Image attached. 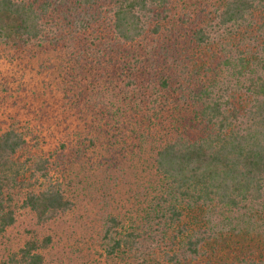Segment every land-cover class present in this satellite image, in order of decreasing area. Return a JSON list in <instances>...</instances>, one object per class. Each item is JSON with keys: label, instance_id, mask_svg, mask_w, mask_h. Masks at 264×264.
Segmentation results:
<instances>
[{"label": "trees", "instance_id": "obj_1", "mask_svg": "<svg viewBox=\"0 0 264 264\" xmlns=\"http://www.w3.org/2000/svg\"><path fill=\"white\" fill-rule=\"evenodd\" d=\"M172 3L0 0V44L29 49L45 42L56 46L62 37L57 34L60 26L69 30V36L81 33L89 41L71 58L65 72H70V81L78 86L88 81V90L93 94L92 87L96 89L97 85L91 86V81H98V77L93 79L91 75L98 70L96 75L106 77L108 83L98 90H105L104 95L96 94L98 100H91L86 97L91 94L79 91L77 99L74 95L67 98L74 104L84 99V108L89 110L100 105L104 116L97 126L105 139L113 137V143L119 142L118 129L124 122H132L136 128L131 129L136 131L134 142L113 148L112 154L104 158L105 163L100 162L104 166L100 185L105 191L123 176L120 163L124 154L133 152L138 144L146 145L148 138H158L152 146V166L164 188L153 197V216L162 229L177 225L172 235L176 239L186 231L181 223V206L190 211L203 208L211 214L236 215L264 204V0H220L206 17L191 18L187 11L171 24ZM166 25L169 30L164 39L168 44L152 46L149 39L160 40ZM191 47L197 52L193 54ZM177 51L192 52L184 54L187 60L203 51L216 53L218 61L211 69L216 72L222 67L225 77L217 83L179 84L177 75L170 73L172 69L162 66L164 62L172 66L170 56L175 57ZM138 80L144 85L140 92H136ZM131 88L134 96L128 95ZM163 133L165 138H161ZM88 140L92 144V138ZM58 147L59 152L33 159L27 156L20 161L16 155L27 148L23 133L13 127L0 133V233L14 224L13 200L23 188L19 206L31 212L35 225L73 209L77 197L68 196L66 191L73 182L77 185L82 181H74L69 175L64 178V188L61 179L53 180L50 172L68 162L79 164L81 149L70 146L75 155L71 158L63 150L67 149L65 142ZM102 227L106 252H130L139 264L150 248L148 240L152 242L156 237L149 231L131 228L121 232V222L110 213L104 216ZM26 231L32 237L4 264L44 263L39 250L51 243V237L37 239L34 229ZM184 237L183 245L175 244V250L165 252L161 264H191L206 254L210 231L197 229ZM221 264H264V257L246 255Z\"/></svg>", "mask_w": 264, "mask_h": 264}, {"label": "rangeland", "instance_id": "obj_2", "mask_svg": "<svg viewBox=\"0 0 264 264\" xmlns=\"http://www.w3.org/2000/svg\"><path fill=\"white\" fill-rule=\"evenodd\" d=\"M219 1L173 0L169 12L170 23H176L182 12L187 11L191 18L196 15L206 17L207 12H212ZM58 28L57 34L62 37L56 46L45 42L41 47L29 49L0 44V133L9 127L23 133L27 148L16 155L20 161L27 156L33 159L51 151L59 152L58 146L61 142L67 144V149L63 150L71 158H75V155L68 148H80L79 164L76 161L65 163V167L58 165L56 170L50 173L53 180L61 179L64 188L65 179L69 175L74 181L80 178L82 183L76 185V182H73L66 191L68 196L74 194L77 197L74 199L76 204L73 209L66 215L42 225H35L31 212L19 206L25 188L18 190L13 200L16 204V220L0 233V264H4L26 239L32 237L27 229H34L37 239L45 235L51 237V243L39 250L44 258L43 264H139L138 259L130 252L118 250L113 255L106 252L107 241L103 238L102 221L109 213L121 222V232L131 228L141 232L149 231L156 236L152 242L147 239L150 248L145 250L142 264H161L165 261V252L175 250V244L183 245L184 236L193 235L197 229L210 231L211 237L204 247L206 254L191 264H221L237 261L246 255L264 257V204L253 205L246 214L236 215L211 214L203 208L190 211L181 206V223L185 225L186 231L176 239L172 238V235L176 234L177 225H165L162 229L155 223L153 197L164 188L163 181L154 173L152 166V146L157 142L156 137L148 138L146 145L138 144L133 152L122 156L120 164L123 167V176L116 183H110L108 189L103 191L100 183L104 166H100V162L105 163L104 158L112 154L113 148L115 150L125 143L128 144L127 142H134L136 131L131 129L136 128L132 122L127 123L128 125L124 122L118 129L121 130L116 138L119 142L113 143V137L108 139L109 136H106L105 139L97 126L104 116L100 105L92 106L89 110L84 108V99L79 104H74L72 99L67 98L68 95H74L76 98L77 93L81 91L83 95L91 94L86 95L87 98L98 100L96 94L104 95L105 92L98 90L108 83L106 77L97 76L98 70L91 75L93 79L98 77V81H91V86L97 85L96 89L92 87L93 94L88 90V81V84L84 82L81 86L70 81L71 74L68 70L65 72V69L71 65V58L75 57L82 46L86 48L89 41L84 40L81 33L71 37L68 29L61 26ZM168 30L167 27L160 40L156 37L149 39L152 46L167 42L164 36H168ZM191 49L193 54L197 52L194 47ZM187 52L192 53L184 51V54ZM184 54L177 51L176 55H181L180 57L170 56L171 60H174L172 66L167 62L162 64L172 69L170 73L177 75L179 84L197 85L196 82L201 81L217 83L221 77H225V69L222 67L216 72L211 69L218 61L216 53L203 51L201 55L196 54L190 60L184 58ZM116 79L113 78L112 81H119ZM138 83L139 80L136 92L143 91V83ZM128 95L134 96L135 91L131 88ZM107 97L108 95H105V98ZM174 104L170 103L171 106ZM161 136L165 138L164 133ZM89 138H92V144ZM109 140L113 145H110ZM37 186H40V183L34 188ZM79 187L87 188L81 190Z\"/></svg>", "mask_w": 264, "mask_h": 264}]
</instances>
